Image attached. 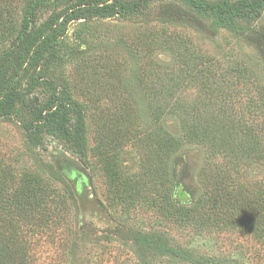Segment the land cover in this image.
<instances>
[{"label":"rangeland","instance_id":"1","mask_svg":"<svg viewBox=\"0 0 264 264\" xmlns=\"http://www.w3.org/2000/svg\"><path fill=\"white\" fill-rule=\"evenodd\" d=\"M29 1L0 0V55ZM78 1L36 0L35 27ZM121 5L120 15L68 28L60 72L84 123V164L56 137L43 136L36 145L28 138L33 109L55 98L47 84L23 77L14 107L0 117V171L17 184L25 177L38 181L43 193L37 228H21L26 264H140L129 241L134 232L161 236L170 249L189 255H157L148 264H199L204 257L220 264H264V242L248 230L227 227L228 221L235 225L234 217L212 201L220 189L251 203L264 197V10L228 31L213 28L211 19L179 0ZM208 71L220 93L192 82L197 72ZM69 116L72 132L78 118L72 111ZM120 118L126 135L112 144L110 152L117 155L107 156L101 147ZM204 119L234 147L256 137L263 156L240 162L212 149L210 141L200 142L190 126ZM168 138V150H174L163 158L160 142ZM51 168L63 182L52 178ZM128 182L137 193H126ZM179 190L185 202L177 201Z\"/></svg>","mask_w":264,"mask_h":264},{"label":"trees","instance_id":"2","mask_svg":"<svg viewBox=\"0 0 264 264\" xmlns=\"http://www.w3.org/2000/svg\"><path fill=\"white\" fill-rule=\"evenodd\" d=\"M179 1L203 17L211 19L213 28L228 31L238 30L237 21L252 20L264 10V0L238 1L235 3H230L227 0H221L217 3H209L203 0ZM122 10L121 0H81L66 7L56 17L49 18L35 27V23H37L34 22L37 15L36 0H30L26 3L20 28L11 39L10 46L0 55V117L8 116L14 107L16 99L12 98L23 77L29 74L30 80L33 82L41 81L47 84L56 92L55 98L49 106L33 109L32 118L35 127L27 128L28 138L36 145L43 136L56 137L67 150L75 155L78 154V160L84 164V157H82L85 150L84 123L80 109L73 107L77 105L69 102L68 94H66L67 84L60 72L65 61V55L68 52L66 50L69 48L67 42L68 28L70 24L80 21L88 22L92 19L114 17L122 14ZM60 52L63 53L62 56H60ZM200 74L201 72H197L196 75H193L195 79H192V82H199L209 92H221L219 90L221 85H215V75L212 72L208 71ZM196 77L198 80H196ZM177 85L178 82H175L173 89ZM148 92L155 91L148 89ZM148 103L154 104L152 101H148ZM66 108H69V112ZM71 111L78 118L72 132L68 130ZM120 121L121 118L113 124L107 142L101 147L103 154L107 156L112 155L111 152L114 150L112 144L117 143L119 138L121 139L123 135H126L125 131L120 130L123 123H120ZM190 127H192L194 136L200 142L208 140L212 149L222 151L240 162L245 159H258L263 156L260 143L258 144L256 137L251 135L245 137L242 144L239 143L238 146L234 147L229 140L226 142L224 132H214V124H210L205 119L195 121ZM226 132L229 133V131ZM243 135L244 133L240 134L241 139ZM236 136L238 135L236 134ZM160 143L163 145V147L160 146V154L163 158H169L171 150H174L173 148L168 150L169 145L172 144L171 140L168 138L166 142ZM177 144L180 145V142H177ZM177 147L176 145L175 149ZM107 150L111 152L109 153ZM50 171L49 174L52 178L63 182V177L60 174L52 168ZM112 173L115 175L114 168ZM152 174L154 173L151 170L149 175ZM162 176L165 183H170L167 173ZM126 184L130 187L128 188ZM126 184L119 185L127 186L125 188L126 193L134 194L138 192L134 183L128 182ZM37 185L38 181L34 182L30 177L23 178L17 184L13 177L0 171V264H26L29 259L27 242L22 237L21 228L24 227L29 230L37 228L35 217L41 208L38 199L41 197L42 200L43 197V193L39 192ZM215 193H221L215 195L212 199L219 206V212L224 211L225 216L234 217L235 225L228 221L227 227L248 230L259 241L264 242V197L259 198L255 203H251L247 198L237 195L232 196L229 191L225 192L220 189ZM259 193H262V191ZM185 197L183 192L179 190L177 201L185 202ZM39 217L37 216L38 220H40ZM113 233L116 234L118 231L115 230ZM129 241L138 253L140 264H148L151 257L162 254L181 259L189 257L184 251L170 249L164 239L158 235H144L134 232L131 234ZM195 263L220 264L218 259L205 257L198 259Z\"/></svg>","mask_w":264,"mask_h":264}]
</instances>
